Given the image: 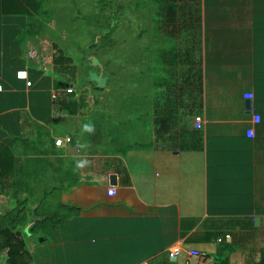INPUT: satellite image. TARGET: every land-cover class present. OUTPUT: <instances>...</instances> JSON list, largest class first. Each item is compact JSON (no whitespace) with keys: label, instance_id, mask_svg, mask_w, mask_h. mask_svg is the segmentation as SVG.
I'll return each mask as SVG.
<instances>
[{"label":"crops","instance_id":"obj_1","mask_svg":"<svg viewBox=\"0 0 264 264\" xmlns=\"http://www.w3.org/2000/svg\"><path fill=\"white\" fill-rule=\"evenodd\" d=\"M106 1L129 21L106 14L85 70L43 11L0 16V243L29 264H264V0Z\"/></svg>","mask_w":264,"mask_h":264},{"label":"rangeland","instance_id":"obj_2","mask_svg":"<svg viewBox=\"0 0 264 264\" xmlns=\"http://www.w3.org/2000/svg\"><path fill=\"white\" fill-rule=\"evenodd\" d=\"M41 8L40 11L44 12L46 15L45 19L47 24L51 27L56 26V28H62L70 33V39L67 38L68 48L69 50H74V52L78 53V56H86L84 62L80 61L81 69L85 70L87 65H97L100 63V48H95L90 50L92 44H94L95 40H100L102 25L106 22V14H110L116 11L119 6L121 12L120 22L122 25H126L128 16H124L126 12L122 9L126 8L128 2L124 1H106V0H40ZM123 15V16H122ZM112 27L115 29L116 27V19L115 17L111 19L109 18ZM123 19H125V23H123ZM131 21V20H130ZM118 25V23H117ZM115 32L113 39L115 40ZM129 37H131V32L129 33ZM74 47L72 45V42ZM93 52L94 58L90 57L88 54ZM115 53V52H114ZM89 56V57H88ZM80 58V57H78ZM83 59V58H82ZM77 62V61H76ZM75 62V63H76ZM93 66V67H94ZM92 72V71H89ZM95 75L94 72L90 75ZM224 248H228L227 242L224 241L223 244L218 245L213 243L208 247L206 253L209 256L220 260L223 258L222 252Z\"/></svg>","mask_w":264,"mask_h":264},{"label":"trees","instance_id":"obj_3","mask_svg":"<svg viewBox=\"0 0 264 264\" xmlns=\"http://www.w3.org/2000/svg\"><path fill=\"white\" fill-rule=\"evenodd\" d=\"M41 8L40 0H0V16H33ZM111 19L115 17L116 12L110 14ZM104 35V34H103ZM103 37H106L104 35ZM100 44V40H95L92 44L93 49L97 48ZM89 57V56H88ZM101 81V79H100ZM0 250L4 251L8 249L7 264H29L24 258L25 253L19 254V250L23 248L21 241H15L12 238L8 241L0 243ZM216 264H229L226 260L216 262Z\"/></svg>","mask_w":264,"mask_h":264},{"label":"built area","instance_id":"obj_4","mask_svg":"<svg viewBox=\"0 0 264 264\" xmlns=\"http://www.w3.org/2000/svg\"><path fill=\"white\" fill-rule=\"evenodd\" d=\"M17 78L19 80H26L27 79V73L25 71L22 72H18L17 73ZM2 90V88L0 87V91ZM67 93H72L73 92V88H68ZM244 98L246 100H252L253 99V94H247L244 96ZM260 122V116L258 115H254L253 116V124L257 125ZM201 124H202V120L198 119L195 122V127L197 129L201 128ZM254 136V131L253 129L248 130L247 132V137L248 138H253ZM67 143L71 142L70 138L66 139ZM230 238V236H225L224 239ZM219 242H222L223 240L219 239ZM182 253V248L180 246H174L172 247L168 253H167V258L169 261L171 262H175L178 257L180 256V254ZM186 264H215L213 259L208 258L205 254L199 252L198 250L192 249V250H187L186 252Z\"/></svg>","mask_w":264,"mask_h":264},{"label":"water","instance_id":"obj_5","mask_svg":"<svg viewBox=\"0 0 264 264\" xmlns=\"http://www.w3.org/2000/svg\"><path fill=\"white\" fill-rule=\"evenodd\" d=\"M99 83H100V80H99ZM248 103V102H247ZM67 152L69 154H76L78 152V147L77 146H74V145H68L67 148H66Z\"/></svg>","mask_w":264,"mask_h":264}]
</instances>
